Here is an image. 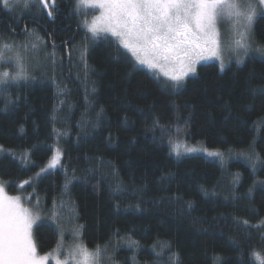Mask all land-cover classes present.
<instances>
[{"label":"trees","instance_id":"obj_1","mask_svg":"<svg viewBox=\"0 0 264 264\" xmlns=\"http://www.w3.org/2000/svg\"><path fill=\"white\" fill-rule=\"evenodd\" d=\"M32 12L38 10L8 17ZM60 26L54 36L64 46L46 76L0 87V179L7 192L40 195L47 209L70 202L84 244L91 250L107 245L114 264H216L217 257L220 264H259L252 253L264 255V232L254 227L264 219V191L254 190L258 215L245 194L253 181L264 180V168L257 164L253 172L241 156L225 164L204 155L179 158L170 140L179 131L190 143L224 153L254 147L264 160V94L249 91L264 84V58L226 70L204 63L183 86L172 87L115 38L85 41L76 17ZM254 35L264 45V14ZM57 149L61 166L39 176ZM34 236L42 255L60 239L49 221ZM175 253L179 260H170Z\"/></svg>","mask_w":264,"mask_h":264},{"label":"snow or ice","instance_id":"obj_2","mask_svg":"<svg viewBox=\"0 0 264 264\" xmlns=\"http://www.w3.org/2000/svg\"><path fill=\"white\" fill-rule=\"evenodd\" d=\"M30 2L33 6H39L41 11L47 10L46 15L54 19L52 9L58 8L55 0H51V3L49 0H3V6L14 11L21 5L27 8ZM75 5L76 12H79L81 7L100 11V15L95 16L91 21L87 19L82 21L86 29L85 41L92 39L94 42L100 33H111L139 64L147 65L149 68L159 67L164 71L165 76H169L176 82L172 87L181 86V82L189 74L195 75L196 65L201 60L216 57L220 59V69H224L219 28L221 20L226 19L230 22L231 30L236 38L233 41L234 47L230 45L229 51H234L237 61L243 63L244 57L252 47L250 36L257 14V5L259 10L264 12V0H255V4L253 0H75ZM87 33H91V37ZM24 35L30 39L19 43L0 44V61L5 59V51L13 52L14 47L16 49L12 57L18 69L16 74L0 72V85L5 86V89L10 81L18 83L29 78L22 53L28 52L29 49L37 52L46 44L35 29L28 30L25 26ZM86 49L87 44L84 45V50ZM256 50L264 53V48ZM55 57L53 46V51L48 53L46 58L55 65ZM166 66H172V70L165 71ZM177 67L179 70H175ZM85 68H87L86 61ZM249 91L253 96L256 93L264 94V84L250 87ZM7 107L6 103L5 110ZM0 151H3L2 146ZM209 155L221 156L222 153L209 152ZM61 156L62 153L58 149L48 167H56ZM246 159L251 164L253 172L256 171L257 164L264 168V160L256 153L254 147L251 148L250 153L246 154ZM24 183L27 184L28 181ZM69 183L65 184V192ZM257 185H260L261 190L264 191V180H256L247 189L245 195L250 201L249 210L258 215V209L252 202ZM114 190L120 192L121 188L117 185ZM207 194L205 191L204 195ZM236 198L234 195L233 199ZM20 201L19 196H7L0 184V264H45L51 253L44 256L38 255L32 231L33 225L40 218L39 214L24 207ZM234 219L238 221V224L249 225L247 220H241L238 217ZM82 227V225L78 226L77 234ZM254 227L264 232V219ZM250 231L251 229L249 234ZM137 243L129 241V246H135ZM167 247L170 249L171 245L168 244ZM155 248L156 245H153V249ZM107 252V245L104 247L96 245L94 250H89L87 246L80 243L68 256L74 264H101ZM252 255L259 264H264V255L259 252H253ZM107 258L112 259L110 256ZM221 259L217 257L216 264H220ZM170 260L178 261L179 254H173ZM56 264H68V259L66 258L63 262L57 259Z\"/></svg>","mask_w":264,"mask_h":264},{"label":"rangeland","instance_id":"obj_3","mask_svg":"<svg viewBox=\"0 0 264 264\" xmlns=\"http://www.w3.org/2000/svg\"><path fill=\"white\" fill-rule=\"evenodd\" d=\"M0 2L3 3V0H0ZM253 3L255 4V0H253ZM34 7L35 6H33V3L30 2L29 6L27 8H24L21 5L20 7H17L15 9V11L16 12L17 11L18 12H21V11H30L31 12V10L35 9ZM84 14H85V16L82 17V21L84 19L91 21L95 16L100 15V11L98 9H94V8H85ZM263 14H264V12H261L259 10V6L257 5V14H256L254 21H253L252 31H251V36H250V40L252 42V47L249 50L248 54L244 57L243 63H239L237 61L236 53L234 51H229L230 45H232L234 47L233 41L236 38L235 33L231 30L230 22L226 19L221 20V22L219 24V28H220V33H221V56H222L223 62H224V69L223 70H226L232 63H237L239 65H242L245 63L247 58L252 57V56L264 58V53L256 50L257 48H264V45H260L257 42L255 35H254L255 23H256L257 19ZM85 32H86V29H85ZM87 34H90V36H91V33H87ZM99 36L113 37L119 43L118 39L115 36H112L111 33L102 32V33H100ZM26 39H30V38L27 37ZM23 41H25V40H23ZM13 42L19 43L20 40L19 41L18 40L12 41L10 39H7V37L0 40V44H3V43L13 44ZM120 45L123 47L122 44H120ZM125 50L128 51L127 49H125ZM15 51H16L15 47L13 49V52L5 51V59L3 61H0V72H8L10 75L16 74L18 69L16 68L14 60L12 59ZM48 53H51V51H50V49H48L46 44L41 46L39 51H37V52H33L31 49H29L28 52L22 53L24 55L25 67L27 69V73H28L29 78L26 80H21V81H24V82L32 81V80L37 78L34 76V74H36V73L41 74L42 73L44 75L46 73V70H48V67L51 68L52 63H50L49 58H46ZM209 62H215V63L219 64V66H220V59H218L216 57H212L210 59L201 60L196 65L197 71H198V67L201 64L209 63ZM139 66L145 67L146 69L157 73L159 76L166 78L172 84L176 83L175 81H172L169 76H165L164 71H162L159 67L149 68L147 65H141V64H139ZM164 70L165 71L172 70V66H166ZM175 70H179L178 67ZM197 71H196V74H197ZM195 75L189 74V76L185 77L184 81L181 82V86H183L185 84V82L188 78L195 76ZM45 76L46 75H44V77ZM11 83L12 84H18L19 82L17 83L15 81H10L9 84H11ZM1 86H3V85H0V87ZM171 138L172 139L170 140V147H171L172 153L174 156L179 157V158L189 156V155H204L208 158H214V159H219V160L221 159L223 164H225V163H227V161L231 157L241 156L242 158L246 159V154L250 153V152H248L246 154L240 155L237 153H230V152L224 153V152H221L218 150H210L203 143H190V142H188V140L186 138V134L183 135V133H179V131L176 132L175 136H173ZM193 149H194V151H193ZM59 150L62 153L60 162L54 168L48 167L49 164L52 162L53 158L56 156V154H57V151H56L54 156L51 158V160H49V162L44 166V168L42 169V173H40L39 176L43 175V173L50 172V171L61 166L63 152L61 149H59ZM1 152L2 151H0V153ZM209 152H220V153H222V155L221 156H212V155H209ZM177 153H179V154H177ZM0 184H2V186L4 188V192L7 196H9V197L19 196L21 198L20 202L24 207L29 208L30 210L33 211V213L39 214L40 218L37 220L36 224L33 225V229H32L33 236H34V231H35L36 226L42 222H48L49 221L58 228L59 238H60L59 243H58L59 249L57 250V247H56L54 249L55 251L52 250L51 252L47 253V254L51 253V255H49V258L45 262V264H56L57 259H59L61 262H63V261H65L66 258L68 259V264H74L72 259L68 256V254L74 249V247L76 245H78L80 243L84 244V242L82 240V228L79 229V234H77V229H78V226H80V223H78V217L76 214V209H74L73 206H71V203L68 201L65 203L63 202L62 204L55 202L51 208L47 209V208H44L43 199L40 195H35L34 193H30L29 195L25 194V193H20V194L13 196L7 192V186H6L5 182H3L1 179H0ZM45 209H47V210H45ZM34 240H35V236H34ZM35 243H36V241H35ZM89 250H91V249H89ZM109 251H110V249H108L107 256H110L112 258ZM37 252H38V249H37ZM38 255L44 256L45 254L42 255L38 252ZM107 256L102 258L101 264H114L113 260L112 259L109 260L107 258Z\"/></svg>","mask_w":264,"mask_h":264},{"label":"flooded vegetation","instance_id":"obj_4","mask_svg":"<svg viewBox=\"0 0 264 264\" xmlns=\"http://www.w3.org/2000/svg\"><path fill=\"white\" fill-rule=\"evenodd\" d=\"M49 2L51 3V0ZM55 3L58 5V8L52 9L54 19L46 15L47 10L41 11L39 6L34 7L38 10L37 13H28L24 17L21 15V19H10L8 15L16 11H10L4 8L3 3L0 2V40L4 39L5 34L23 38L25 36L24 30L26 26L28 30L38 29L37 31L41 33L43 39L46 41L48 49L52 50L53 46L55 50L62 48L64 42L60 41L61 39L59 38L56 39L54 36L57 32L56 28H60L62 22L63 24L70 23L76 17L80 23V30H82V17L85 16V8L81 7L80 11L76 12L75 0H55ZM70 28L71 25L69 24L66 28H62V30L65 32L69 31Z\"/></svg>","mask_w":264,"mask_h":264}]
</instances>
